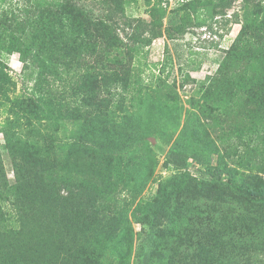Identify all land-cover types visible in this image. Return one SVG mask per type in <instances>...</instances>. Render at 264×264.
<instances>
[{"label": "trees", "instance_id": "16d2710c", "mask_svg": "<svg viewBox=\"0 0 264 264\" xmlns=\"http://www.w3.org/2000/svg\"><path fill=\"white\" fill-rule=\"evenodd\" d=\"M87 1L0 0L2 88L12 81L5 53L19 52L24 63L40 67L37 89L12 100L14 111L21 108L16 115L26 125L76 126L61 155L55 141L4 130L17 173L8 178L0 149V264H108L113 255L117 264H132L133 222L147 232L133 264H240L239 257L264 248V175L254 170V159L264 160V3L244 0L237 37L215 75L199 81V97L187 108L169 99L176 85L166 79L159 77L153 92L138 86L140 47ZM102 1L124 14L138 0ZM145 1L150 22L129 21L135 43L144 26L149 44L165 32L172 36L165 18L183 33L190 13H224L234 0H189L171 11L169 0ZM64 73L74 82L72 92L53 89ZM220 108L239 116L240 145L219 147L213 137L206 118ZM184 116L163 162L178 172L142 198L159 162L148 137L158 126H180ZM190 159L207 178L191 173ZM121 183L130 190L122 202Z\"/></svg>", "mask_w": 264, "mask_h": 264}, {"label": "rangeland", "instance_id": "374dc122", "mask_svg": "<svg viewBox=\"0 0 264 264\" xmlns=\"http://www.w3.org/2000/svg\"><path fill=\"white\" fill-rule=\"evenodd\" d=\"M187 1L189 0H170L171 5H168V10H174ZM87 2L97 14H110V18L115 20L114 26L120 36L125 41L131 42L132 45L140 47V52L134 60L136 78L139 79L138 86H148L151 89L150 91L153 92V88L157 87L159 77L166 79L169 84L176 85L175 89L167 92L169 99H179L187 108H190V98L199 97L197 93L199 81L215 75L226 55L227 49L237 37L242 26L240 21L243 18L245 4L244 0H234L232 6L227 8L224 13L217 12L212 14L200 9L197 14L190 13L191 22H187L186 30L183 33L174 31L173 25H169L170 18H165V25L170 26L169 28L173 32L172 36L169 35L168 31L163 36L157 37L151 43L146 44V38H149L151 33L144 25V30H140V38L138 39L142 41L137 40V43H135L129 39L130 35L135 31V28L129 25L130 20L142 19L144 23H148L151 20L147 13L145 0L127 4L124 14L110 11L102 0H88ZM251 2L264 3V0H251ZM186 14L185 11H181L180 15L186 17ZM199 19H203L205 23L199 25L197 23ZM2 58L7 63V70L11 80L15 83L8 80L3 83L4 88H2L0 82V149L7 176L13 181L17 169L5 147V129H8L9 132H17L25 137L33 138L36 136L42 143L49 140L51 142L55 141V144L53 143V147L56 150L55 154L61 155L62 142L65 143L72 140V134L76 131V126L66 121V123L59 125V129L55 130L56 126L51 125L48 121L37 122L36 120L31 125H26L27 121L24 118L22 119L20 114L16 115V112H20L21 108L18 107L14 111L16 104L13 101L20 98L22 94L30 95L34 89H37L39 64H33L31 60H29L28 64L24 63L19 52H14L11 55L5 53ZM186 74H189L192 79L185 81ZM54 83L53 89L65 90L66 92H70L74 86V82L67 73L62 75L61 80ZM143 89L146 90L145 88ZM128 104H130L129 101ZM229 110L232 112L226 110V108H220V110L215 111V114L206 118L208 119L211 133L217 140L219 147H223V145L229 146V144L233 147L240 145V141L235 136V119H238L239 116L234 110ZM13 120H19V122L17 121L19 124H13ZM117 120H121V115L117 114ZM185 121L184 116L180 126L172 124L158 126L154 134L148 137L159 162L154 180L150 182L145 193L141 195L142 198L151 197L156 193L161 179L178 172L173 166L171 168L165 167L163 162L168 158L169 150H171L170 141L172 134L177 135L185 125ZM31 128L33 129L31 130ZM228 134L233 135V137L229 139L227 137ZM52 136L54 139H52ZM254 161L257 162V165L254 166L255 172H261L264 175V160L257 157ZM187 167L194 176L207 178L203 167L196 164L192 159H190ZM129 192V188L124 186L123 183L119 184L117 186L118 200L120 202L127 201L130 197ZM114 215L118 217L117 214ZM132 226L134 228V250L131 263L133 264L138 261L137 252L141 251L147 232L140 223L133 222ZM113 256H111L108 264H117ZM141 259L144 262V258L142 257ZM239 261L240 264H264V248L254 250L246 258L241 259L239 257Z\"/></svg>", "mask_w": 264, "mask_h": 264}, {"label": "built area", "instance_id": "2783aa9c", "mask_svg": "<svg viewBox=\"0 0 264 264\" xmlns=\"http://www.w3.org/2000/svg\"><path fill=\"white\" fill-rule=\"evenodd\" d=\"M169 5H171L170 0H169Z\"/></svg>", "mask_w": 264, "mask_h": 264}]
</instances>
